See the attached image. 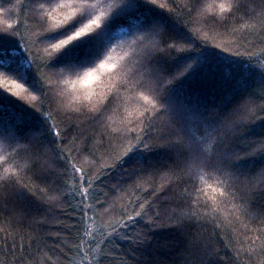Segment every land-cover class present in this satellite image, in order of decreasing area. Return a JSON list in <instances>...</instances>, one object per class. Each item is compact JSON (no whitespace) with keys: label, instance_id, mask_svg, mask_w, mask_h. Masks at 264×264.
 I'll return each mask as SVG.
<instances>
[{"label":"snow or ice","instance_id":"1","mask_svg":"<svg viewBox=\"0 0 264 264\" xmlns=\"http://www.w3.org/2000/svg\"><path fill=\"white\" fill-rule=\"evenodd\" d=\"M184 7L189 14L196 10L197 18L214 15L224 19L241 13L239 19L242 23L233 27L231 32L259 33L261 46L253 51L229 52L228 48H223V53H228L227 55L193 49L190 44L181 46L177 41L189 39L190 32L177 30L175 17L171 15L175 13V8H167L168 15H165L160 11L165 9V5L157 4V0H59L55 3L53 0H45L37 3L36 12L48 26L34 35L44 42V47L38 51L45 66L55 69L54 74L57 76L68 77L63 79V84L72 85L70 95L68 90L61 93L66 99L60 107L72 113H80L86 109L93 118L104 119L108 97L94 91L78 92L76 84H101L99 70L108 66L109 52L117 44L127 43L134 54H140L156 47L157 37L162 30L175 32L172 41L166 43L168 49L174 50L175 74L167 72L166 69H156L154 73H149L147 79L143 75L139 79H125L121 87L131 93L128 100L136 102V107L128 112V116L132 119L127 120L123 127L111 128L109 125L110 134H119L123 139L129 134L141 132L139 124H144L145 120L150 121L148 125L150 131L159 135V129L156 127V122L159 120L162 126L168 129L163 135H170L171 139L161 144L158 139L151 136L136 135L133 141L125 143L118 154H114V161L119 162L124 157H128L136 163L141 161L151 163L148 160V153L165 146L169 148L178 146L179 163L165 165L169 168L171 176L169 183H178L183 178H189L193 186L191 188L184 186L180 189V198L190 203L186 208L174 209L175 222L180 224L184 219L192 217H207L210 220L222 217L225 222H230V218L239 221L248 213V200L246 195L242 194L248 189L240 187L241 178L245 184L251 182L264 186V115L255 116V106L252 97L248 94L249 78L255 75L253 69L249 67V63L234 60L233 57H247L250 63L257 64L260 72L256 79L264 83V61H259V57L264 56V0H219L218 3L207 5L200 3L199 0H189ZM8 12L9 8L0 7V14ZM122 21L127 23V27L115 30L116 25ZM3 23L4 27L0 29V180L4 182L14 180L20 189L16 193L18 198L30 197L41 202H55L65 194L63 192L57 194L54 187L55 180L44 187L29 185L23 181L27 173L34 170H39L45 175L51 173L54 177L62 176L64 173L55 169L54 164L63 162L73 174V178L66 182L69 186L68 192H76L81 197V216L86 221L93 220L94 217H103L110 213L112 205L105 207L106 199L101 200L90 192L94 181H98L103 172L99 175H88L84 167L77 166L72 159V149L76 152L80 150L74 142L75 137L69 142L71 148L67 150L51 139L55 137L58 141L62 130L53 120L50 112H40L37 109L36 112H40L38 116L36 112L21 108L22 115L18 114L14 119L11 116L8 118L4 116L6 102L11 99L8 94L21 97L22 92H28L25 84L20 83L19 80L30 84L37 91H42L43 86L41 80L28 71L32 66L31 59L25 57L15 59L20 54L12 47L8 48L10 55H5L4 44L7 36L18 33L11 31L12 23L8 21ZM200 27L202 28L203 25ZM199 38L207 39L206 36ZM232 42H235V37ZM236 47L239 48V44H236ZM249 48H253L251 42ZM24 51L28 49L24 48ZM213 62L231 65L235 70L233 73L235 86L231 96L217 105L185 102L178 87L182 83L180 78L184 72L192 68L193 64L196 68H202ZM111 68L115 70L117 65L113 64ZM10 73L19 77V80L13 79ZM41 76L49 85L53 83L44 74ZM72 76L76 77V81L71 80ZM174 81L177 86H174ZM145 92L150 95H146ZM233 97L236 98L234 106L228 107L233 103ZM27 99L37 101L38 97L29 95ZM259 111L264 114V102L259 106ZM250 115L253 119H249ZM256 120L261 121L259 133L254 130ZM136 122H139L137 126L132 127ZM225 133L231 134L228 138L233 140L234 148L238 147L244 151L239 153L231 150L220 151L226 138ZM83 163H88L87 157ZM256 165L259 166V171L249 178L246 170ZM114 166V164H101L105 169ZM206 177L211 178L212 183H209ZM196 182H199L201 187H195ZM137 187L141 185L137 184ZM205 189L213 194L209 196ZM155 191L154 189V194ZM37 193L39 196L36 195ZM103 195L107 197V193ZM3 199L4 197L0 195V201ZM129 203L134 204L131 215L125 210L111 223L95 225V231L101 236L99 245L110 242L114 234L118 235V229L128 228V222L133 221L135 217H147L149 229L157 226L160 211L152 201L144 200L136 203L130 200ZM120 207L124 206L120 205ZM88 212L92 215L88 216ZM261 215L264 216V213ZM216 226L219 228V223ZM256 231L260 235H254L253 242L259 240V246L264 248V239H261L264 237V219H261ZM77 235L82 239L73 247L80 248L82 253L80 264H84L85 261L88 264H101L108 253L99 245L91 249V245L86 243L89 238L95 240L92 228L86 226L84 231L78 232ZM134 235L135 240L132 236H125L122 239L135 247L146 242L145 235L139 232ZM85 249H91L92 254L89 255V251ZM248 251L252 249L249 248ZM51 259L45 254V261L51 262ZM20 264H24V261L21 260ZM36 264H43V261L37 259ZM261 264H264V260H261Z\"/></svg>","mask_w":264,"mask_h":264},{"label":"trees","instance_id":"2","mask_svg":"<svg viewBox=\"0 0 264 264\" xmlns=\"http://www.w3.org/2000/svg\"><path fill=\"white\" fill-rule=\"evenodd\" d=\"M41 2L45 0H0V7L9 8L7 14H0V29L4 27L3 21H8L13 24L11 31L18 33V35L7 36L4 44L5 55H10L8 48L12 47L20 54L15 59L18 60L20 57L31 59L32 66L28 71L40 79L43 86L42 91H37L30 84L10 73L13 79L25 84L28 92H22L21 97L12 96L9 93L11 99L6 102L4 116L6 118L11 116L14 119L16 115H22L21 108L29 112H36L37 109L40 112H50L53 120L62 130L58 141L55 137L51 139L67 150L71 148L69 142L75 137L74 142L80 150L76 152L72 149L73 161L77 166L84 167L88 175H99L103 172L100 179L94 181L90 192L101 200L106 199L104 206L111 204L112 208L110 213L103 217H94L93 220L86 221L81 216V197L76 192H68L69 186L66 182L73 178V174L63 162L54 164L55 169L64 173L62 176L54 177L51 173L45 175L39 170H34L27 173L23 181L29 185L44 187L55 180L54 187L57 194L65 193L55 202H41L30 197L18 198L16 193L20 190L19 185L14 180L7 182L0 180V195L4 197L3 201H0L2 204L0 206V264H20L21 260L24 264H36L37 259L43 261V264H80L82 259L80 248L73 247L82 239L77 233L83 232L86 226L91 227L95 240L89 238L86 243L91 245V249L96 248L101 236L95 231V225L111 223L125 210L128 215H131L134 204L129 203L130 200L136 203L144 200L152 201L160 211L157 226L149 229L147 217H135L133 221L128 222V228L118 229V235L114 234L110 242L99 245L108 253L101 264H261V260H264V248L259 246V240L253 242L252 237L260 235L256 229L260 226L261 219H264L261 215L264 213V186L251 182L245 184L241 178L240 187L248 189L242 193L248 200V213L239 221L230 218V222H225L222 217L217 220L192 217L177 224L174 209L186 208L190 203L180 198L179 191L184 186L190 188L193 186L189 178H183L178 183H169L171 176L169 168L165 165L179 163L177 160L179 147L165 146L155 149L147 154L151 163L145 161L136 163L128 157H124L119 162L114 161V154H118L125 143L133 141L136 135L151 136L158 139L161 144L171 139L170 135H163L168 132V129L164 128L159 120L156 122L159 135L150 131L148 127L150 121L145 120L144 124H139L141 132L129 134L123 139L119 134L111 135L109 125L111 128L123 127L127 120L132 119L128 116V112L136 107V102L129 101L128 97L131 93L121 87L125 79H139L142 75L147 79L149 73H154L156 69H166L167 72L175 74L174 50L166 47V43H170L175 37V32L168 29L162 30L157 37L156 47L140 54H132L130 48L123 51L127 43L117 44L109 52L108 66L99 70L101 84H76L78 92L94 91L108 97L104 119L93 118L86 109L80 113L66 112L60 107L66 99L61 96V93L68 90L70 95L72 85L63 84V79L68 77L57 76L54 74L55 69L45 66L41 60V53L38 51L44 47V42L34 35L48 26L36 12L37 3ZM53 2H59V0H53ZM199 2L207 5L218 3L219 0H199ZM188 3L189 0H157V4L165 5V9L160 10L165 15H168L167 8H175V13L171 15L175 17L177 30L190 32L189 39L177 41L179 45L190 44L193 49L220 52L222 55L228 54L223 53V48H228L229 52L253 51L261 46L259 33L234 34L231 32L233 27L242 23L239 19L241 13L224 19L214 15L197 18L196 10L189 14L184 7ZM201 25H203L202 28ZM120 27H127V23L123 21L118 23L115 30ZM202 36H206L207 39L199 38ZM233 37H235L234 43ZM118 39L124 38L118 37ZM249 42L252 43L253 48H249ZM236 44H239V48ZM24 48L28 51H24ZM233 59L249 63V67L253 69L255 75L249 78L248 94L252 97L255 106V116L264 115L259 111V106L264 102L262 101L264 83L256 79L260 68L257 64L250 63L247 57H233ZM259 61H264V56L259 57ZM113 64L117 65V69L111 68ZM234 71L228 64L213 62L202 68H196L193 64L192 68L185 71L180 78L182 83L178 87L187 103L217 105L231 96L235 86ZM41 74L50 78L53 83L49 85ZM71 80L76 81V77L72 76ZM173 83L177 86L175 81ZM145 94L150 95L148 92ZM29 95H36L38 100H28ZM232 99L233 103L228 107L234 106L236 98ZM40 112L36 114L39 116ZM249 119L253 117L250 115ZM138 123H134L132 127H136ZM255 124L254 130L259 133L261 121L256 120ZM230 135L225 133L226 138L220 151L231 150L235 153L244 151V149L233 147V140L228 138ZM160 136L163 138H159ZM85 157L88 163H83ZM102 163L115 166L105 169L101 167ZM258 171L259 166L256 165L247 169L246 175L251 178ZM206 179L212 183L211 178L206 177ZM73 183H75L74 180ZM137 184L141 187H137ZM195 187H201L199 182L195 183ZM205 191L208 190L205 189ZM104 193H107L106 198ZM212 194L208 191L209 196ZM36 195L39 196V193ZM87 215L92 214L88 212ZM217 223L220 225L219 228L216 226ZM137 232L147 238L141 246L135 247L122 239L125 236H132L135 240L134 234ZM249 248L252 251H248ZM91 249H85L89 251V255L92 254ZM45 254L52 258L51 262L44 260ZM84 264L88 262L85 261Z\"/></svg>","mask_w":264,"mask_h":264},{"label":"rangeland","instance_id":"3","mask_svg":"<svg viewBox=\"0 0 264 264\" xmlns=\"http://www.w3.org/2000/svg\"><path fill=\"white\" fill-rule=\"evenodd\" d=\"M127 48H130L129 45L124 46L123 51H125V49H127ZM132 54H133V52H132Z\"/></svg>","mask_w":264,"mask_h":264}]
</instances>
